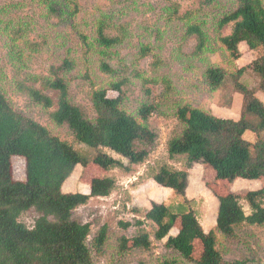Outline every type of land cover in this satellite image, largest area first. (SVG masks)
<instances>
[{
  "label": "trees",
  "instance_id": "obj_1",
  "mask_svg": "<svg viewBox=\"0 0 264 264\" xmlns=\"http://www.w3.org/2000/svg\"><path fill=\"white\" fill-rule=\"evenodd\" d=\"M165 1L171 4L169 19L188 20L186 36L196 37L195 53L205 52L209 38L204 23L192 17L190 20L188 15H179L178 5L173 0ZM214 2L204 1L205 4ZM40 3L45 6L47 16L60 20H73L80 14L77 0H40ZM236 3L235 9L226 12L218 21L219 33L231 25L230 33H220L218 40L235 61L242 56L240 44L243 42L251 50L260 51L248 66L259 77V88L241 81L248 67H239L236 74H231L235 90L242 95L238 120L219 117L200 106L178 105L174 116L183 128L168 140L167 151L170 159L185 156L187 169L195 163L209 167L216 172L219 181L227 184L245 179L261 180L263 186L258 190L217 193L216 227L206 232L190 206L194 201L186 197L188 170L174 168L168 163L149 166L147 178L173 190L184 201L176 205L154 202L143 219L133 223L139 232L119 239L118 249L122 253L149 250L153 237L157 241L167 239L165 247L192 264H247L244 260H226L217 245V233L227 240H235L241 225L264 226V102L257 96L259 91L264 94V2L236 0ZM115 25L113 15L105 12L96 21L95 42L97 49L100 48V70L106 74L115 72L111 50L125 40L121 32L111 33L113 28L120 29ZM80 39L87 53L94 49L87 35L80 34ZM151 52V48L145 46L141 55L148 56ZM75 68V61L66 58L60 64L52 65L50 75L41 77L40 81L46 88L58 92L57 108L51 114L53 121L67 127L89 152L78 151L73 144L15 107L0 89V264H95L93 251H103L108 242L109 227L104 224L91 239V224L75 219L73 212L88 205L92 198L111 196L118 188L117 180L109 175L92 178L90 194L64 192L65 182L78 165L84 168L94 165L106 173L115 169L130 172L131 166L148 161L151 148L158 139L149 121L159 112L160 105L145 103L135 115L129 113L123 106L126 81L113 82L109 87L95 90L91 97L93 115H87L70 98L66 73ZM228 75L222 67L212 66L205 71L204 78L211 89L219 90L225 86ZM26 92L36 104L47 109L54 106L53 99L42 90L27 87ZM146 94L150 97L151 90L146 89ZM248 130L255 133L254 142L244 137ZM13 157L25 159V180L14 178ZM241 200L247 202L249 214ZM32 210L38 217L34 226L28 227L20 219ZM144 221L155 225L153 234L143 228ZM120 224L124 228L132 225L129 222ZM176 227L178 233L170 235Z\"/></svg>",
  "mask_w": 264,
  "mask_h": 264
},
{
  "label": "rangeland",
  "instance_id": "obj_2",
  "mask_svg": "<svg viewBox=\"0 0 264 264\" xmlns=\"http://www.w3.org/2000/svg\"><path fill=\"white\" fill-rule=\"evenodd\" d=\"M204 1L173 0L179 7V15H188L190 20L192 17L204 23L208 47L202 54H196V37L186 36L188 20L169 19L168 7L171 4L165 0H77L80 14L73 20L47 16L40 0H0V89L15 107L73 144L78 151L89 152L85 145L75 140L67 127L58 126L53 121L51 114L57 108L58 92L46 88L40 81L41 77L50 75L52 65L60 64L66 58L75 61L76 68L66 73L70 98L87 115H93L92 93L118 81H126L123 106L129 113L135 115L145 103L160 105L159 112L149 121L158 139L145 164L131 166L130 172L115 169L109 173L94 165L87 168L78 165L63 186L64 192L90 194L92 178L109 175L117 180L118 188L111 196L92 198L88 205L73 212L75 219L91 224V239L104 224L109 227V238L103 251H93L95 264H192L166 248L167 239L157 241L152 237L153 245L149 250L126 253L119 251L118 242L123 236L132 237L139 232L133 223L136 219H143L154 202L176 205L184 201L173 190L146 176L149 166L160 163L187 169L185 156L170 159L167 151L168 140L183 128L174 116L177 106L192 104L219 114L224 111L226 115V108H230L229 113L233 114L237 111V103L242 106V95L235 90L232 75L239 67H248L258 54L241 45L242 56L235 61L218 40L220 33L227 35L231 31V25L220 33L217 27L219 19L235 9L236 0H215L212 4ZM103 12L112 14L115 26H120V29L110 30L111 33L121 32L125 36L124 42L111 50L113 74L101 72L100 48L97 49L95 42L96 21ZM82 33L88 36L94 47L91 52L87 53L82 45ZM145 46L152 50L148 56L141 55ZM212 66L222 67L229 73L225 86L219 90L211 89L205 82L204 73ZM240 79L255 89L259 88V77L249 67ZM27 87L42 90L53 99L54 106L47 109L33 102L26 92ZM146 89L151 90L150 97ZM111 94L116 96V93ZM259 95L262 97V92L259 91ZM12 163L14 178L25 180V159L13 157ZM187 170L190 176L186 197L194 201L190 206L206 232L216 227L217 193L255 189L239 179L229 184L219 181L215 171L200 163ZM241 204L249 214L247 202L241 200ZM37 217L38 214L32 210L23 214L20 221L33 227ZM120 222L132 225L124 228ZM143 228L153 234L155 225L144 221ZM177 233L178 227L170 235ZM217 245L228 261L264 264V226L241 225L237 228L235 240H227L217 233Z\"/></svg>",
  "mask_w": 264,
  "mask_h": 264
},
{
  "label": "crops",
  "instance_id": "obj_3",
  "mask_svg": "<svg viewBox=\"0 0 264 264\" xmlns=\"http://www.w3.org/2000/svg\"><path fill=\"white\" fill-rule=\"evenodd\" d=\"M241 45H246V46H248L245 42H243V43H241L240 44V46ZM249 48V47H248ZM249 50H251L250 48H249ZM252 51H255V52H257V54H259L260 53V51H256V50H252ZM257 96L260 98V100L261 101H263L264 102V94L262 93V97L259 95V92H257ZM237 111L236 112H234L233 114H231V113H229L230 111H231V109L230 108H226L228 111V113H227V115H226V113H224V111H222V113L221 114H219V113H216V112H214V110H212L213 111V113L215 114V115H217V116H219V117H224V118H231V119H235V120H238V119H240V117H241V107H239V104L237 103ZM234 107V106H233ZM244 137L247 139V140H249V141H251V142H254L255 141V139H256V135H255V133L254 132H252V131H250V130H248V131H246L245 132V134H244ZM239 180H243L244 182H248V184H250L251 186H253L255 189H251V190H258V189H260V188H262V186H263V182L261 181V180H245V179H239ZM218 214V213H217Z\"/></svg>",
  "mask_w": 264,
  "mask_h": 264
}]
</instances>
